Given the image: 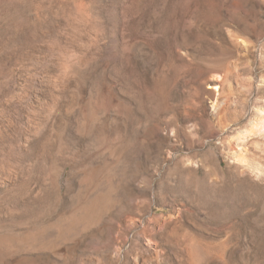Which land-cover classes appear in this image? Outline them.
<instances>
[{
	"label": "rangeland",
	"instance_id": "1",
	"mask_svg": "<svg viewBox=\"0 0 264 264\" xmlns=\"http://www.w3.org/2000/svg\"><path fill=\"white\" fill-rule=\"evenodd\" d=\"M0 264H264V0H0Z\"/></svg>",
	"mask_w": 264,
	"mask_h": 264
}]
</instances>
